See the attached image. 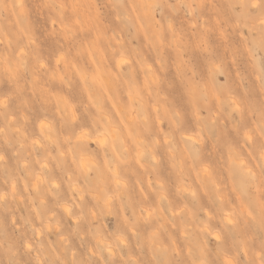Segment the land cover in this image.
<instances>
[{
    "label": "rangeland",
    "instance_id": "obj_1",
    "mask_svg": "<svg viewBox=\"0 0 264 264\" xmlns=\"http://www.w3.org/2000/svg\"><path fill=\"white\" fill-rule=\"evenodd\" d=\"M180 256L264 264V0H0V264Z\"/></svg>",
    "mask_w": 264,
    "mask_h": 264
},
{
    "label": "bare ground",
    "instance_id": "obj_2",
    "mask_svg": "<svg viewBox=\"0 0 264 264\" xmlns=\"http://www.w3.org/2000/svg\"><path fill=\"white\" fill-rule=\"evenodd\" d=\"M110 92H111V91H110ZM235 106H236V105H235ZM222 107H223V106H222ZM243 114H244V113H242V116H243ZM242 118L244 119V116L241 117V119H242ZM129 119H131L130 115H129ZM243 119H242V121H244ZM126 120H127L126 123H129V124H130V122H129L127 116H126ZM132 120H133V118H132L130 121H132ZM245 120H247V119H245ZM242 123H244V122H242ZM129 124H128V125H129ZM108 126H110V125H109V121H108ZM128 127H130V125H129ZM110 129H111V128H110ZM112 130H113V129H112ZM111 133H112V131H111ZM112 134H113V133H112ZM81 135H82V134H81ZM86 136H87V135H86ZM86 136H85V137H86ZM80 138H81V136H80ZM251 138H252V137H251ZM251 138H250V139H251ZM84 139H85V138H84ZM112 139H113V137H112ZM115 139H116V138H114V140H115ZM136 140H137V139H136ZM83 141H84V140H83ZM85 141H86V140H85ZM76 142H77V141H76ZM79 142H80V141H79ZM82 143H83V142H82ZM122 143H123V141H122ZM123 144H124V143H123ZM123 146H124V145H123ZM126 147H127V146H126ZM126 147H125V148H126ZM138 155H139V154H138ZM202 161H203V158H202ZM199 162L202 163L201 161H199ZM181 165H182V164H181ZM248 170H250V169H248ZM84 171H85V169H84ZM115 171H116V170H115ZM116 172H117V171H116ZM102 180H103V182H105L104 179H102ZM116 180H118V179L116 178ZM205 184L208 185L209 183H205ZM207 185H206V186H207ZM209 193H210V192H209ZM209 193H206V194H209ZM81 195H82V194H81ZM218 195H219V194H218ZM195 196H196V195H195ZM203 196H204V195H203ZM205 196H206V195H205ZM80 197H83V196H80ZM201 197H202V195H201ZM201 197H200V196L198 197V195H197L195 198L200 199ZM207 197H208V195H207ZM219 197H220V195H219ZM98 198H99V197H98ZM98 198H97V199H98ZM202 198H204V197H202ZM82 199H83V198H82ZM207 199H208V198H207ZM220 199L223 200L222 197H220ZM200 200H201V199H200ZM197 202H198V201H197ZM202 202H203V201H202ZM205 202H206V201H205V198H204V202H203L202 204H207V202H206V203H205ZM227 202H228V201L225 200V203H227ZM229 202H230V200H229ZM198 203H199V202H198ZM199 204H200V203H199ZM228 204H229V203H228ZM239 204H240V203H239ZM223 205H224V204H223V201H222V206H223ZM226 205H227V204H226ZM229 206H231V203L229 204ZM229 206H228V207H229ZM104 209H105V208H104ZM177 212H178V211H177ZM177 212H175V214H177ZM66 213H67V211H66ZM68 213H69V212H68ZM105 213H106V212H105ZM179 213H180V211H179ZM179 213L177 214L178 216L180 215ZM208 213H209V212H208ZM227 213H228V212H227ZM91 214H92V216L94 217L93 213H91ZM91 214H90V215H91ZM94 214H96V213H94ZM210 214H211V213H210ZM206 215H207V217L210 216V215H208V214H206ZM175 216H176V215H175ZM193 216H194V214H193ZM195 216H196V215H195ZM90 218H91V217H90ZM95 218H96V217H95ZM176 218H178V217H176ZM209 218H210V217H209ZM227 219H228V221L233 222V220H231V218H228V217H227ZM75 220H76V219H75ZM211 221H212V220H211ZM206 225H207L206 228L209 229L208 224H206ZM204 227H205V225H204ZM204 227H202V230H203ZM239 227H240V226H239ZM204 229H205V228H204ZM237 229L240 230V229H242V228L240 227V229H239V228L237 227ZM206 230H207V229H205V231H206ZM211 230H212V229H211ZM208 232H209V234H210V229H209ZM211 233H212V234H210V235L214 236L213 234H215L216 232H211ZM241 233H242V231H241ZM241 233H238V234L241 235ZM170 234H171V232L168 234V236H170ZM172 234H173V233H172ZM182 234H183V233H182ZM216 234H217V233H216ZM171 236H172V235H171ZM242 236H243V235H242ZM215 237H217V235H215ZM218 237H220V236L218 235ZM171 239H173V237H171ZM218 239L220 240L221 238H218ZM173 241H174V240H172V243L175 242V241H174V242H173ZM107 244H108V243H107ZM173 245H174V244H173ZM107 248H108V245H107ZM110 248H112V246H110V244H109V249H110ZM174 248H175V246H174ZM109 249H108V250H109ZM110 250H111V249H110ZM173 250H176V251H175L176 253L179 252V251H177L178 249H173ZM186 251H187V250H186ZM251 251H252V250H251ZM173 252H174V251H173ZM93 253H94V252H93ZM111 253H113V251L110 252V254H111ZM115 253H116V252H115ZM187 253H188V252H187ZM113 254H114V253H113ZM170 254H172V253L170 252ZM181 254H182V253H180L179 255H181ZM182 255H183V254H182ZM112 256H114V255H112ZM115 256H116V255H115ZM177 256H178V254H177ZM171 257H172V255H171ZM171 257H169V259H170ZM183 257H184V255H183ZM187 257H189V254H188V256H186L185 259H187ZM191 257L194 258V256H191ZM225 257H226V254H225ZM179 259H180V262H182L181 259H184V258H182V256H180ZM185 259H184L183 263H184V262H186V263L189 262V261H185ZM188 259H190V262H189L190 264H191V262H192V263H195V261H193V259H191V258H188ZM170 260H171V261H174V258H173V260H172V259H170ZM175 260H176V259H175ZM178 262H179V261H178ZM167 263H169V262H167ZM172 263H173V262H171V263H169V264H172ZM189 263H188V264H189ZM180 264H181V263H180ZM197 264H198V262H197ZM199 264H200V263H199Z\"/></svg>",
    "mask_w": 264,
    "mask_h": 264
}]
</instances>
